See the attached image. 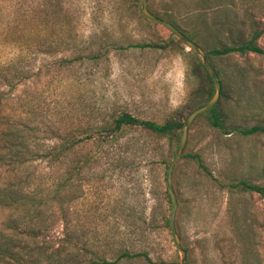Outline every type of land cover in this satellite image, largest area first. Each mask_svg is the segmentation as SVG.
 Here are the masks:
<instances>
[{"label": "rangeland", "instance_id": "rangeland-1", "mask_svg": "<svg viewBox=\"0 0 264 264\" xmlns=\"http://www.w3.org/2000/svg\"><path fill=\"white\" fill-rule=\"evenodd\" d=\"M147 7L174 22L206 51L220 42L246 39L253 31H260L257 44L264 48V0H147ZM139 8L134 0H0V61L14 51L7 41L17 38L25 27L21 17L31 18L21 37L35 49L32 77L5 91L0 115L22 117L29 128L41 130L54 124L65 130L97 125L108 113L121 110L158 122L176 110L186 117L189 94L204 81L198 59L185 54L183 43L151 24ZM9 21L3 41L1 33ZM42 25L45 39L60 36L79 47L63 50L65 44L53 42L46 53L39 52L34 46ZM104 44L109 50L96 61L74 60L78 53L85 56ZM189 50L185 45L184 51ZM60 57L72 63L66 66ZM210 60L235 92L228 106L229 126L264 123V54L210 55ZM193 68L200 77L191 72ZM38 135L48 137L44 132ZM133 137L156 146L157 158L167 163L172 159L165 137L132 128L120 142ZM78 150L79 156L86 149ZM194 154L211 175L198 165ZM132 158L122 153L112 162L118 168L103 174L107 164L102 162L88 178L74 177L66 193L71 197L66 214L53 220L52 227L35 241L48 250H79L86 261L90 257L110 260L119 249H127L134 257L119 264H180L165 220L171 203L163 193L164 164L151 166L135 158L139 163L129 166ZM4 167L0 168V188L15 178V172ZM237 179L264 186V132L243 135L233 129L224 133L196 117L172 172L177 198L174 224L188 264H243L241 235L232 229L227 210L233 204L244 209L245 224L250 223L248 244L258 264H264V194L232 192L218 184ZM25 214L21 208L0 204V229L12 221L16 228L7 226L4 232L23 239ZM0 264L6 263L0 259Z\"/></svg>", "mask_w": 264, "mask_h": 264}, {"label": "trees", "instance_id": "trees-1", "mask_svg": "<svg viewBox=\"0 0 264 264\" xmlns=\"http://www.w3.org/2000/svg\"><path fill=\"white\" fill-rule=\"evenodd\" d=\"M134 1L137 2L138 0ZM152 13L162 18L159 14ZM30 21L31 18L29 17H21L20 20L25 29ZM149 22L163 28L173 36L165 27L152 21ZM9 24L10 21L1 33L3 36L1 40L3 41H6V36L9 34ZM24 28L22 27L17 38L7 41L14 48L12 55L0 61V100L7 89H13L16 85L29 80L33 75L31 60L35 49L33 50V43L21 37L24 34ZM179 30L187 35L184 30ZM44 31L45 26L42 25L41 34L39 35L40 40L34 46L41 53H46L49 43L53 42L56 45L65 44L66 47H63V50L67 48L76 50L79 47L74 40L66 41L60 36L51 37L47 40L45 39ZM259 36L260 31H253L246 39L240 36L238 39H232L228 43L220 42L218 46H214L208 51L202 48L218 74L221 90L216 104L199 113L197 117H203L210 126L218 128L224 133H229L233 129L243 135L261 133L264 132V123L244 128L235 125L229 126L228 106L234 99L235 92L226 76L224 75L223 77L220 70L212 64L210 55L225 57L233 53L243 54L247 52L264 54V48L257 44ZM176 40L179 44L183 43L178 38ZM102 48L90 50L85 56L82 53H78L75 55L74 60L87 57L96 61L105 55V51L109 50L107 44H104ZM181 48L185 54H193L198 59V70L202 73L204 79L189 94V99L186 103L188 114L195 107L210 99L214 93V81L200 57L191 49L184 51V43ZM60 59L66 66H69L70 62L72 63L65 57H60ZM191 72L200 77L196 68H193ZM236 74L239 73L237 72ZM175 113V115H171L164 121L158 122L151 119H142L130 112L121 110L117 113H108L97 125L88 124L83 127H73L66 130L58 124L43 130L34 127L29 128V125L22 117L15 119L12 115L1 114L0 168L9 167L10 170L15 172V178L13 181H9L5 187L0 188V204L17 209L21 208L26 214L23 216L25 219V237L23 239L15 235L14 232H4V228L7 226L13 229L16 228L15 223L12 221H9L4 228L0 229V259L6 264H119L125 259L134 257V253L129 252L127 249H119L117 256L113 259L106 260L104 258L99 259V257H90L86 261V258H83L78 253L79 250L69 252H65V249L61 248L48 250L40 246L35 239L44 235L52 227L51 222L53 220L57 221V219L59 220L61 216L63 218L64 214H66L67 201L71 200V197L67 198L66 193L67 189L74 185L72 184L74 177L82 175V178H88L102 162L107 164L105 167L103 166V174L119 167L118 164L112 162L119 160L122 153L133 156L129 166L138 164L139 160L135 161V158H141L151 166L164 164V168L167 169L169 163L156 157L157 147L153 146V144L147 141L140 142L134 137L126 139L122 143L120 140L132 128L140 129L156 138L165 137L169 141L170 154H174V148L179 143L186 118L184 114L183 116H181L182 114L178 115V110ZM38 132L47 133V139L39 137ZM80 148L81 150H86L78 156L80 151L78 149ZM185 155L183 154L182 157ZM194 155L198 165L207 171L206 167L201 163L199 155ZM33 164L34 167L32 166ZM207 173L210 174L208 171ZM218 184L227 187L232 192L238 190L264 194L263 185L248 179H237L225 184ZM163 193L168 202L171 203L167 187L163 190ZM227 210L231 217L232 229L241 235L243 264H258V260L252 254L253 249L248 244L250 241L248 236L250 223L245 224L243 219L244 209L233 204ZM165 220L166 225L169 226V218ZM83 261L86 262L83 263ZM151 264L168 263L159 261Z\"/></svg>", "mask_w": 264, "mask_h": 264}, {"label": "water", "instance_id": "water-1", "mask_svg": "<svg viewBox=\"0 0 264 264\" xmlns=\"http://www.w3.org/2000/svg\"><path fill=\"white\" fill-rule=\"evenodd\" d=\"M138 2L140 5V8H139L140 14L144 18L148 19L149 21L157 23L165 27L166 29H168L173 35H175L178 39H180L189 49L193 50L201 58L203 64L210 72L212 79L214 81V93L212 94L210 99L207 100L205 103L198 105L197 107H195L192 111H190L187 114L184 124H183L179 143L176 147V150H175V153L172 159L170 160L167 166L166 174H165L166 187L169 192L170 199H171V211L169 215L170 232L172 235V239L175 243V246L180 253V264H188L187 259H186V250L182 247L180 243V239L176 233L175 224H174V215H175V210L177 207V198H176V193L174 191L173 184H172V171H173V168L176 162L180 158L185 148L190 125L192 124V122L194 121V119L197 117L199 113H201L202 111L216 104V102L218 101L220 97L221 84H220V80H219L216 70L209 62L205 51L200 47V45H198L195 41H193L191 38L185 35L182 31H180L175 25H173L169 21L154 15L147 7V0H138Z\"/></svg>", "mask_w": 264, "mask_h": 264}]
</instances>
